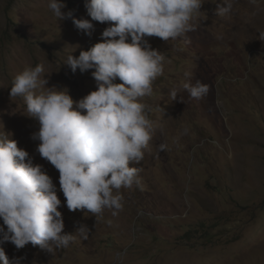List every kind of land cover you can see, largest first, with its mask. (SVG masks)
<instances>
[{
    "label": "rangeland",
    "instance_id": "374dc122",
    "mask_svg": "<svg viewBox=\"0 0 264 264\" xmlns=\"http://www.w3.org/2000/svg\"><path fill=\"white\" fill-rule=\"evenodd\" d=\"M77 18L90 19L85 0H62ZM220 0H205L195 30L183 38L148 37L165 56L163 74L144 102L153 137L140 169L141 185L122 188L123 208L113 216L69 211L59 191V173L36 152L39 124L22 97H10L14 78L43 64L49 81L78 100L96 90L91 72L73 73L67 55L101 42L107 23L93 21L91 37L71 19L57 21L47 0H0V131L11 134L57 188L64 232L88 226L54 254L30 243L2 247L21 264H264V0H232L226 16L214 15ZM209 86L190 97L185 82ZM117 83L120 81L117 80ZM177 91L173 100L170 92ZM187 129V133L184 130ZM167 147L158 151L160 144ZM2 224V221H0ZM0 264H3L0 261Z\"/></svg>",
    "mask_w": 264,
    "mask_h": 264
},
{
    "label": "clouds",
    "instance_id": "9594fccd",
    "mask_svg": "<svg viewBox=\"0 0 264 264\" xmlns=\"http://www.w3.org/2000/svg\"><path fill=\"white\" fill-rule=\"evenodd\" d=\"M255 4L256 0H249ZM205 0H85L90 19H77L71 10L64 12L62 0H47L57 21L71 19L74 27L91 37L93 21L107 23L101 42L64 64L75 73L92 70L96 90L74 100L67 88L48 87L43 64L28 67L14 78L10 97H22L28 117L38 130L31 139L39 141L36 152L59 173V191L69 211L86 210L102 216L111 209L115 216L123 208L121 189L139 187L140 169L130 166L144 158L152 140L153 121L144 102L153 92V82L163 74L165 56L151 47L148 37L167 42L194 31V19ZM216 3V0H215ZM232 0H220L214 15L226 16ZM258 40L264 42V32ZM120 82L117 83L116 81ZM190 97L203 98L209 86L196 80L185 82ZM173 100L177 91L170 92ZM187 133V129L184 130ZM165 144L158 151L166 149ZM52 178L41 164L17 146L11 134L0 131V261L11 260L2 247L6 242L16 249L27 244L54 254L66 249L79 236L86 240L89 228L80 224L72 234L64 232L61 200Z\"/></svg>",
    "mask_w": 264,
    "mask_h": 264
}]
</instances>
